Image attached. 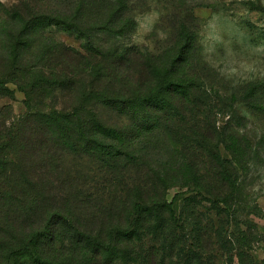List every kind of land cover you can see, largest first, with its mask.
<instances>
[{
    "label": "trees",
    "instance_id": "obj_1",
    "mask_svg": "<svg viewBox=\"0 0 264 264\" xmlns=\"http://www.w3.org/2000/svg\"><path fill=\"white\" fill-rule=\"evenodd\" d=\"M47 1L52 8L40 14H6L28 36L9 34L0 47V97L12 83L30 110L15 130L0 110V201L16 203L31 227L9 241L7 230L21 225H0V264H216V252L227 264H264L252 256L263 240L254 218L264 211L250 192L264 131L249 139L238 105L264 113L261 83L215 90L216 70L199 58L186 19L175 20L171 44L152 51L122 40L136 28L128 0ZM52 26L85 38L84 52L35 38ZM100 31L108 39L96 45L88 34ZM51 91H68L72 103L31 105ZM101 108L117 121L104 123ZM64 152L106 167L114 185L90 193L85 183L64 191L63 182L53 192ZM170 190L177 191L169 199ZM94 200L100 209L90 210ZM203 202L214 217L198 209Z\"/></svg>",
    "mask_w": 264,
    "mask_h": 264
},
{
    "label": "rangeland",
    "instance_id": "obj_2",
    "mask_svg": "<svg viewBox=\"0 0 264 264\" xmlns=\"http://www.w3.org/2000/svg\"><path fill=\"white\" fill-rule=\"evenodd\" d=\"M128 1L131 10L130 15L135 20L136 28L128 37L122 38L124 43L152 51L161 49L171 44L172 27L175 20L186 19L190 21L197 32L196 45L201 49L199 58H202L204 63L216 70L217 76L212 82L215 90H218L220 94L239 93L244 84L258 82L263 87L259 89L258 93L264 98V0ZM19 3L22 6H18ZM48 6L52 8L53 2L47 0H0V47L4 42L6 43L9 34L19 36L24 41L28 36L24 30L20 29V26L12 24L14 21L11 22L6 14L12 13L13 10L19 16L22 14L26 16V7L33 10V14H40L43 10H50ZM54 10L52 9V11ZM40 35L49 41L61 42L84 52L85 38L76 37L66 27H49L46 31L44 29V35L40 31L35 35V38L38 39ZM88 35L96 45L108 39L102 31L92 32ZM43 42L44 40L40 41V46L43 45ZM31 58V56H27V60H31ZM53 69L56 70V68ZM7 88L10 93L0 97V110L7 111L9 122L15 126L14 129L12 128L15 130L20 127L30 110L26 105L25 93L12 83H8ZM71 95L68 91L63 94L51 91L41 99L33 97L31 105L42 109L48 108V110L53 107L58 108L63 104H71ZM238 105L248 114L245 133L249 139L258 138V134L264 131V117H259L258 114L263 115L264 113L250 112L245 107L244 102L243 104L238 103ZM262 106L264 107V105ZM100 110L104 123L110 124L116 120L115 113L109 108H101ZM225 121L224 117H219L218 125L222 126ZM124 123H126L125 118L121 119L118 126H122L121 124ZM10 143H14V140ZM13 145L10 150L18 156L20 146L17 143ZM220 153L222 156L226 155L223 147H220ZM60 155H62L60 159L62 161L59 164L61 173L58 180L53 184V192L59 194L61 192L60 184L63 182H65L63 190L68 191V187L71 185L73 192L81 190L79 184L84 185V183L86 184V191L90 193L98 191L103 193L105 189L114 185V182L109 183L110 175L107 168L99 164L101 169L90 157L74 156L67 152L60 153ZM257 162L258 167L255 169V179L250 192L255 194L258 205L264 211V156L262 161ZM2 183L3 179L0 178V185ZM176 191L170 190L168 198L170 199ZM89 206L91 207L90 210L101 207L98 200H94ZM210 208L211 206L207 202L201 203V206L198 207L208 217H214L215 212L214 210L209 211ZM16 210V203L0 201V225H5L8 222L21 225L13 232L7 230L9 241L10 239L22 238L25 236L23 233L26 232L27 235L31 228L27 224L29 219L26 218V224L22 219L19 220L20 213ZM39 216L40 214L36 217L38 220ZM254 222L263 238L252 254L254 261L258 262L264 258V218H254ZM216 255V264H227V257L222 256L220 252H216ZM232 264H239L238 260L234 258Z\"/></svg>",
    "mask_w": 264,
    "mask_h": 264
}]
</instances>
